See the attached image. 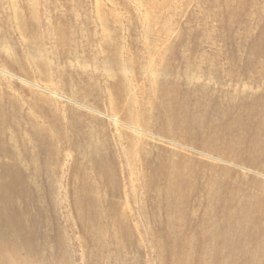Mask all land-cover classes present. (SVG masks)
Returning a JSON list of instances; mask_svg holds the SVG:
<instances>
[{
  "label": "rangeland",
  "instance_id": "1",
  "mask_svg": "<svg viewBox=\"0 0 264 264\" xmlns=\"http://www.w3.org/2000/svg\"><path fill=\"white\" fill-rule=\"evenodd\" d=\"M5 165L0 261L264 264V0H0Z\"/></svg>",
  "mask_w": 264,
  "mask_h": 264
},
{
  "label": "bare ground",
  "instance_id": "2",
  "mask_svg": "<svg viewBox=\"0 0 264 264\" xmlns=\"http://www.w3.org/2000/svg\"><path fill=\"white\" fill-rule=\"evenodd\" d=\"M50 92L51 94L53 95H56L55 93L51 92V91H48ZM58 96V95H57ZM46 100H48L46 98ZM171 102V105L172 107L175 106V103L173 102V100H170ZM162 106L165 105L164 102L161 103ZM17 110L14 109V113H17L16 112ZM167 113H170V109H168L166 111ZM161 121H163L161 118H159ZM168 129L164 130L169 136H172V130L174 127H181L179 126L178 124L174 123L173 125H170L168 124L167 125ZM184 126H182L183 128ZM132 130L140 133L141 132V129H138V128H135V127H130ZM159 131L161 133H163V130H161V128H159ZM225 132H227L226 136H223V139L225 140V142L229 145H232V146H236L238 140L240 139H243L245 138L248 134H249V128L241 121H237L235 123H233L228 129L225 130ZM146 134L149 136L150 139L152 140H155V138L158 140H161V141H164V142H167L169 143L170 145H176V146H179L177 145V141H166L167 139H164L162 137H159L157 136L156 134H154L153 132L151 131H147ZM178 136V135H177ZM179 137V136H178ZM12 141V139H11ZM2 143V141H1ZM180 147V146H179ZM182 147V146H181ZM215 147H216V150L217 151H224L225 148H226V144H215ZM247 152V150L245 151ZM243 154V153H242ZM221 156H226V153H223L221 152ZM241 158H244V159H252L254 157H252L251 155H246V157H243L241 154L239 155ZM220 157V156H219ZM231 159H233V157L231 156ZM0 175H4V180L6 181V190L7 191H10V188L13 187L14 183L12 181H8V179H10L12 176V168L9 166V165H5V167L2 169V172ZM12 191V189H11ZM2 202V201H1ZM2 210V209H0ZM17 213L18 211L16 210H6V215H7V218H8V221H7V227L4 226V225H1L0 228H1V233H5V231H10V230H13V228L16 226L17 224ZM7 228H9V230H7ZM0 264H13L12 260L9 259V258H5V259H2L0 261Z\"/></svg>",
  "mask_w": 264,
  "mask_h": 264
}]
</instances>
